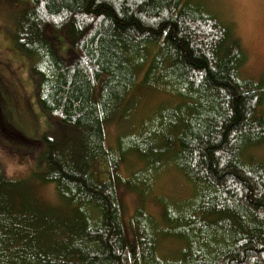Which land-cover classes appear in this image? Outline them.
Listing matches in <instances>:
<instances>
[{"label":"trees","instance_id":"16d2710c","mask_svg":"<svg viewBox=\"0 0 264 264\" xmlns=\"http://www.w3.org/2000/svg\"><path fill=\"white\" fill-rule=\"evenodd\" d=\"M26 3L14 40L55 126L31 177L57 196L42 202L0 169V264H264V160L253 153L264 146V73L242 76L231 24L206 0ZM51 35L76 57H61ZM145 91L168 99L110 145L106 126ZM129 157L137 169L121 178ZM172 169L190 194L155 197L160 220L139 206L130 244L117 184L144 203Z\"/></svg>","mask_w":264,"mask_h":264},{"label":"rangeland","instance_id":"374dc122","mask_svg":"<svg viewBox=\"0 0 264 264\" xmlns=\"http://www.w3.org/2000/svg\"><path fill=\"white\" fill-rule=\"evenodd\" d=\"M206 1L214 12L231 24L247 54L242 76L260 79L264 73V0ZM26 4V0H0V169L13 181L28 180L31 185L34 184L36 196L42 202L51 204L57 196L54 186L36 183L40 181L31 177L37 169V156L44 150L40 141H43L42 137L46 134L53 136L55 126L51 123L54 121L48 120L39 107L36 78L30 72L31 59L18 49L14 40L20 13ZM51 33L53 35L54 31L51 30ZM51 38L61 57L67 60L76 57L67 43L57 40L55 35ZM167 99V96L159 92H143L130 116L114 120L106 126L108 143L113 146L116 142L115 147H118L117 138H121L123 143L128 141L134 136V129L140 118L156 111H153L155 105L162 104ZM18 133L25 141L16 136ZM253 153L256 160H264V146ZM131 159L133 158L129 157ZM131 162L133 160L122 165L121 178L137 169L135 163ZM190 189L184 177L173 169L161 172L154 183L153 192L146 196L144 203L138 192L118 183L117 191L129 243H133L130 220L139 206L142 205L148 213L160 220L162 206L155 197L183 198L190 194ZM173 247L162 243L159 249L161 253H166Z\"/></svg>","mask_w":264,"mask_h":264}]
</instances>
